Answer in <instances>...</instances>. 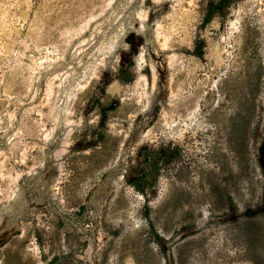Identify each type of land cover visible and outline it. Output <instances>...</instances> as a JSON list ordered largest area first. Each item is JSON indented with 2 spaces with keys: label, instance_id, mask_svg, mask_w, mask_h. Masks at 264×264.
<instances>
[{
  "label": "rangeland",
  "instance_id": "1",
  "mask_svg": "<svg viewBox=\"0 0 264 264\" xmlns=\"http://www.w3.org/2000/svg\"><path fill=\"white\" fill-rule=\"evenodd\" d=\"M0 264H264V0H0Z\"/></svg>",
  "mask_w": 264,
  "mask_h": 264
}]
</instances>
